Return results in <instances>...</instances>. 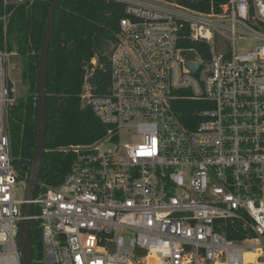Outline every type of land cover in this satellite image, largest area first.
Listing matches in <instances>:
<instances>
[{"label":"built area","instance_id":"built-area-1","mask_svg":"<svg viewBox=\"0 0 264 264\" xmlns=\"http://www.w3.org/2000/svg\"><path fill=\"white\" fill-rule=\"evenodd\" d=\"M28 1L0 4V264H23L6 31ZM109 1L125 11L110 88L95 94L93 59L80 96L108 131L30 202L45 263L264 264V0Z\"/></svg>","mask_w":264,"mask_h":264},{"label":"trees","instance_id":"trees-1","mask_svg":"<svg viewBox=\"0 0 264 264\" xmlns=\"http://www.w3.org/2000/svg\"><path fill=\"white\" fill-rule=\"evenodd\" d=\"M177 1L189 9L210 12L212 4L219 10L227 0ZM53 2L29 0L19 6L6 31L7 38L14 36L8 50L17 52L27 68L23 81L29 86V95L18 101L10 120L14 165L27 182L37 143L38 60ZM54 12L46 85V144L36 197L46 188L60 186L72 170L76 158L66 150L68 147L93 144L102 140L108 131L91 107H83L80 96L87 72L93 68V59L98 62L90 79L95 94L102 96L109 91V59L120 20L125 16L124 5L109 0H60ZM4 34L0 24V46L4 43ZM191 115V111H186L182 119L186 122ZM29 232V243L34 250L32 263L46 264L43 232L34 222Z\"/></svg>","mask_w":264,"mask_h":264},{"label":"water","instance_id":"water-1","mask_svg":"<svg viewBox=\"0 0 264 264\" xmlns=\"http://www.w3.org/2000/svg\"><path fill=\"white\" fill-rule=\"evenodd\" d=\"M60 0H54L53 4L50 7V16L48 17L45 26H44V35L40 47V54L38 60L39 67V79H38V95H37V135H36V149L33 156V163L31 166L29 180L27 182L26 188V201L27 203L22 208V214L24 220L21 222L19 229V247L22 253L23 264H33V252L32 246L29 243V229L31 216V204L30 202L34 198L36 188L39 184V174L42 169V164L45 154V135H46V112H47V98H48V88H47V75H48V55H49V46L53 36V24L55 18V8L59 4ZM190 68H197V65H189Z\"/></svg>","mask_w":264,"mask_h":264},{"label":"rangeland","instance_id":"rangeland-1","mask_svg":"<svg viewBox=\"0 0 264 264\" xmlns=\"http://www.w3.org/2000/svg\"><path fill=\"white\" fill-rule=\"evenodd\" d=\"M1 17L2 15L0 14V18ZM7 42H8L7 43L8 46H10L14 42V36L12 34L10 35V38H7ZM4 44H5V40L3 45L0 47L3 48ZM241 47H243V44L238 43V48ZM9 68H10L12 81L14 82V86L16 87L17 90L18 101L27 98V96L29 95V86L27 83L23 81V73L27 69L23 58L18 54L13 56L11 58ZM12 115H11V119H12ZM26 188H27L26 185H23L22 182L18 181L16 187V195L19 196L20 198H25Z\"/></svg>","mask_w":264,"mask_h":264},{"label":"bare ground","instance_id":"bare-ground-1","mask_svg":"<svg viewBox=\"0 0 264 264\" xmlns=\"http://www.w3.org/2000/svg\"><path fill=\"white\" fill-rule=\"evenodd\" d=\"M26 196V195H25Z\"/></svg>","mask_w":264,"mask_h":264}]
</instances>
